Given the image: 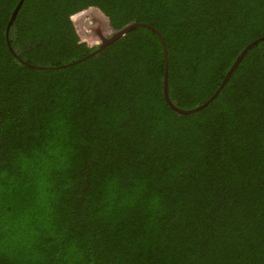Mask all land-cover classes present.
<instances>
[{
	"label": "trees",
	"instance_id": "1",
	"mask_svg": "<svg viewBox=\"0 0 264 264\" xmlns=\"http://www.w3.org/2000/svg\"><path fill=\"white\" fill-rule=\"evenodd\" d=\"M19 1L0 264H264V0Z\"/></svg>",
	"mask_w": 264,
	"mask_h": 264
},
{
	"label": "water",
	"instance_id": "2",
	"mask_svg": "<svg viewBox=\"0 0 264 264\" xmlns=\"http://www.w3.org/2000/svg\"><path fill=\"white\" fill-rule=\"evenodd\" d=\"M23 0H20L19 3L17 4V6L15 7V9L13 10L12 12V15H11V18L8 22V26H7V32L9 31V28L10 26L12 25L16 15H17V12L22 4ZM143 26H147L146 24H141V23H133V24H130L128 26H126L125 28H123L122 30H120L119 32H117L115 35H113L109 40H107V42L101 47L98 49V51H101L103 49V47H106L108 44L116 41L117 39H119L120 37L124 36L126 33H128L131 29L135 28V27H143ZM154 30V29H153ZM156 32V34L160 37V40H161V44H162V50H163V56H164V76H163V95H164V98L166 100V102L170 105V107L175 110L176 112H179V113H184V114H188V113H193L195 111H197L199 108L197 109H194V110H189V111H182L180 109H177L175 108L174 106H172L171 102L169 101L168 99V65H167V51H166V47H165V43H164V40L162 38V36L160 35V33L156 30H154ZM6 32V33H7ZM261 39H264V37L260 38L259 40ZM256 42H258V40H256L255 42L251 43L250 45L247 46L246 49H248L250 46L254 45ZM98 51L94 52V54H96ZM245 51L241 54V56L239 57V59L236 61V63L231 67L230 69V72L226 75L225 79L223 80L220 88L226 83V81L228 80L230 74L232 73V71L234 70V68L236 67V65L238 64V62L240 61L241 57L244 55ZM91 55L87 56L86 58L90 57ZM83 59L85 58H82L74 63H77L79 61H82ZM25 65L33 68V69H44L45 67H39V66H33V65H30V64H27V63H24ZM71 65L68 64V65H63V66H59L58 68H63L65 66H69ZM50 69V68H48ZM219 88V89H220ZM214 97V96H213ZM210 101V100H209Z\"/></svg>",
	"mask_w": 264,
	"mask_h": 264
}]
</instances>
